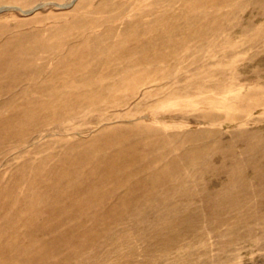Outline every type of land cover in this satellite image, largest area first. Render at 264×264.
Wrapping results in <instances>:
<instances>
[{"label":"rangeland","instance_id":"1","mask_svg":"<svg viewBox=\"0 0 264 264\" xmlns=\"http://www.w3.org/2000/svg\"><path fill=\"white\" fill-rule=\"evenodd\" d=\"M259 1L134 83L0 95V264H264ZM53 2L0 0V44L75 13Z\"/></svg>","mask_w":264,"mask_h":264},{"label":"bare ground","instance_id":"2","mask_svg":"<svg viewBox=\"0 0 264 264\" xmlns=\"http://www.w3.org/2000/svg\"><path fill=\"white\" fill-rule=\"evenodd\" d=\"M61 1L52 4L76 8L66 21L45 31L13 33L0 44V95L19 86L12 97L33 91L56 100L62 88L128 79L134 83L139 80L138 69L160 68L170 59L166 50L175 54L222 46L216 39L232 32L230 19H240L249 3L261 4L259 0H103L85 11L88 0ZM44 5L7 8L29 13ZM112 5L119 7L113 14L108 13ZM99 27L103 29L95 31ZM238 30L244 32V26ZM50 63L55 68L48 70Z\"/></svg>","mask_w":264,"mask_h":264}]
</instances>
